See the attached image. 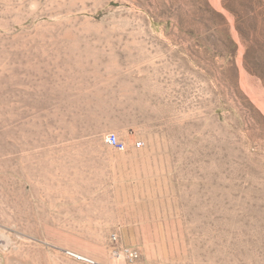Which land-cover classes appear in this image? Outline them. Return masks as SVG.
Listing matches in <instances>:
<instances>
[{
    "label": "rangeland",
    "instance_id": "rangeland-1",
    "mask_svg": "<svg viewBox=\"0 0 264 264\" xmlns=\"http://www.w3.org/2000/svg\"><path fill=\"white\" fill-rule=\"evenodd\" d=\"M72 255L264 264V0H0V264Z\"/></svg>",
    "mask_w": 264,
    "mask_h": 264
},
{
    "label": "built area",
    "instance_id": "built-area-1",
    "mask_svg": "<svg viewBox=\"0 0 264 264\" xmlns=\"http://www.w3.org/2000/svg\"><path fill=\"white\" fill-rule=\"evenodd\" d=\"M106 143L110 146L113 147L115 149H117L120 152H125L127 151V146L124 142H122L119 137L114 134V133H110L108 134V136L106 137ZM133 148L135 150H142L145 148V142L144 141H137L134 143ZM114 240H117V237L114 236ZM127 254L129 255L128 257L130 258V260H133L134 258H138L139 254L137 251H127ZM73 257H77V259H79L82 262L88 263V264H96V262H94L91 259L88 258H84V257H80V256H76V255H72Z\"/></svg>",
    "mask_w": 264,
    "mask_h": 264
}]
</instances>
